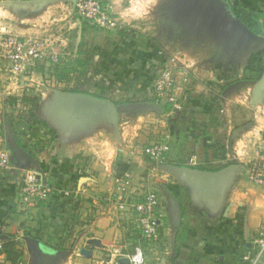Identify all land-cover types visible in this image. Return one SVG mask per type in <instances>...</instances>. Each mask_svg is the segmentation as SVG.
Listing matches in <instances>:
<instances>
[{"label": "crops", "instance_id": "crops-1", "mask_svg": "<svg viewBox=\"0 0 264 264\" xmlns=\"http://www.w3.org/2000/svg\"><path fill=\"white\" fill-rule=\"evenodd\" d=\"M229 1L231 5L238 4L264 14V0ZM76 23L77 40L73 55L81 57L87 50L79 49V45L89 37L93 26L86 20L78 19ZM3 28L11 31L10 26L0 29ZM17 33L24 36L31 30L28 28ZM175 35L178 33L173 37ZM67 39H62V43ZM203 39L208 41L205 59L192 62L186 97H179L181 105L174 109L166 103H157L153 95V67L159 64L156 54L152 57L147 48H141L134 40L128 42V39L124 42L126 46H116L103 52V62L109 61L107 68L111 76L123 82H113L112 85L108 80L110 87L101 90L92 84L90 87L89 84H76L74 88L78 92L92 93L115 104L134 103L138 99L162 107L160 112H150L151 108L126 109L119 114V119L125 117L127 121L119 120L115 137L113 123L108 118L68 123L60 116L59 94L64 91L66 82L50 75L52 64L47 57L37 64L33 77L27 83L33 95L39 93L36 110H32L27 99L5 97V78L3 80L1 76L2 72L9 73V61L0 57V139L9 154L8 167L0 171V264H44L31 250L26 237L41 241L53 251H63L57 264H71L72 260L80 264L94 261L95 255H91L92 258H73L75 252L65 250L75 237L85 240L98 238L104 246V231L98 227L97 214L101 203L116 198L113 179L125 171L131 175L130 202L139 200L146 191H156L157 185L161 188L164 183L172 187L180 200L183 213L175 239L170 241L173 252L171 264H264V254L254 262L256 248L253 245L259 227L264 224V186L251 184L243 172L254 145L264 144V94H254L253 83L237 88L239 93H233V90L223 94L228 85L224 79L232 77L235 70L222 69L218 63L223 64L224 61L217 59L221 55L216 50L217 42L213 38ZM199 40L193 41L190 47L193 57L198 52L203 53L201 47L204 43ZM62 43L59 45L60 61L64 55H69L66 43ZM254 51L255 48L248 50ZM249 68L241 66L237 69V80L248 71L253 73L249 80L256 79L257 69ZM242 87L244 91H241ZM73 89L69 92H74ZM30 111L35 112L34 118L29 117ZM134 112L139 114L130 116ZM162 116H165L164 121ZM243 126L247 127L233 135L235 129ZM11 135L31 158H24L15 150ZM159 141L168 144V151L162 163L155 166L141 151ZM244 146L247 157L241 156ZM192 155L196 160L189 165L188 159ZM166 164L213 168L240 164L241 169L233 172L222 203L223 210L208 214L201 209L199 213L194 210L193 206L197 207L191 200L188 187L170 170L160 167ZM29 172L40 176L50 187L47 200L31 205L23 201L20 188L24 175ZM177 188L186 193L187 200H191L189 209L193 208L192 211L187 213L189 209L174 190ZM160 202L159 238L163 242L165 235L171 238L172 230L167 204ZM227 206L228 214L224 216ZM122 211L125 214L134 212L131 208ZM89 217L93 219L91 223L83 224ZM11 242L14 243L13 249L7 246ZM13 251L18 253L15 263L12 262ZM183 251L188 254L185 259L180 258ZM154 258L157 264H166L163 256ZM152 261L145 256V264Z\"/></svg>", "mask_w": 264, "mask_h": 264}, {"label": "rangeland", "instance_id": "rangeland-1", "mask_svg": "<svg viewBox=\"0 0 264 264\" xmlns=\"http://www.w3.org/2000/svg\"><path fill=\"white\" fill-rule=\"evenodd\" d=\"M31 1L32 0H0V28L5 25L11 27L10 32L6 31L5 28H3V30L0 29V32L12 34L18 38L29 36L44 37L51 35V40H56L59 44L62 43V39L64 40L65 37L68 38L62 44L66 43L65 46L67 47L66 50L69 52V55H64V58L62 57L63 61H61L63 65H61V61L58 64H52L49 71L50 75H53V78L56 80H62L66 82V85L63 86L64 91H61L62 93L69 92L71 89L76 87V84L82 86L89 84V87L91 86L90 84H92L96 88L99 87L97 90H101L102 88L109 86V83L107 82L108 80H110L112 85L113 82H119L120 80L118 81L115 76H111L112 73L111 71H108L107 68V66H109V61L103 62L105 61V57H103L102 54L104 51L113 49L116 46H126L124 42L127 39L128 42L136 41L138 45L140 44L139 46H141V48H147L152 57L156 54L158 61L157 63L159 64L153 67L154 76L158 74L160 68L164 64V61H166L171 55H176L180 61L184 62L191 68L192 64H194L192 63L193 61L196 62L200 59L204 60V56L207 54L205 50L207 44H203L201 47V51L203 53L200 52V54L198 52L196 53L197 56L194 55L195 57H193V53L190 50L192 45L190 44L191 42L176 41V39L173 37L175 30L172 28L169 21L171 14H175L177 11V9H175V0H154L155 7L152 11L151 18L145 21L133 22L131 24L125 23L117 16L116 10L114 8L117 0H100V3L103 6H108V11L117 20V25L113 29H107L96 25H90L86 21L90 26H93V30L90 32V38L88 37L84 39V43L81 46L79 45V49L83 50V48H85V50H87V52L81 57H76L73 55L77 40L76 31L78 29V23H76V21L78 19L85 20L82 19L77 13L75 4L79 0H41L35 3ZM28 28H30L31 33L25 34L24 36H21L19 33H17ZM69 30H71V33H68ZM93 55L96 56L94 57ZM76 60L78 61L76 62ZM218 64L220 67H222V69L230 68V70L233 72L235 70L232 77L224 79V82L226 81L227 84L238 81L237 73L239 70L237 69H239L241 66H243V68L248 66V68L250 67L251 69H257L256 79L253 77L255 79L253 80L256 81L258 79L257 75L260 73L262 74L264 71V45L260 46L253 53L248 52V49H245L238 57L237 61H234L233 63L225 61L223 64ZM218 74L221 73L218 72ZM251 74L253 73L248 71L246 76H250ZM2 75L3 76L1 77L3 80L5 78V97H18L21 99L30 98L29 93L31 92L27 83L28 80L33 77V75L28 76L26 74H21L18 76V80L12 84H10L8 81L10 73L2 72ZM244 79L246 78H240V80ZM120 82L123 81L121 80ZM242 88L243 89L241 91H244L245 88ZM41 91L42 90H37L36 92ZM239 91V89H236L233 91V93H239ZM260 92L264 94V88ZM140 101L143 102L142 100L137 99V102L134 103H139ZM23 104L21 103L22 106ZM19 108H21L20 104ZM125 111L126 109H120L119 114L124 113ZM149 111L154 112L155 109H150ZM130 114V116L133 114L132 117H134L139 113L134 112ZM124 119L125 117H122L119 120L127 121V119ZM162 119L164 121L165 116H162ZM248 121L249 120L246 122ZM115 135L116 133L114 134V137ZM162 185L174 193L170 185L167 183ZM157 187L158 189L153 192L158 195L160 201L162 200L164 205L167 204L165 193L160 190L161 188L159 185H157ZM178 188L174 189L177 191L176 194L181 196L184 206L186 209H189L192 207V205H190L191 200H187L188 197L186 193ZM101 205L102 206L99 207V212L97 215L99 217L98 227L104 231L102 235L104 246L92 247V255H95L93 259L94 261H85L83 264H120L118 259L127 257V255L133 252L136 246H140L142 248L144 258L147 256L149 259L153 260L151 264L158 263V261H156L154 258L156 255L163 256L166 259V264L172 263L171 259H173V252L170 250L171 238L169 236L166 237L165 235L162 238L163 242L159 237L154 242L144 240L136 228V216L134 212L130 211L126 212L125 214L124 211L119 209V204L116 201V198L110 199L108 202H103ZM193 208L194 210L197 209L196 212H200L199 208H195L194 206ZM191 209L187 210V213ZM92 220L93 219H90L89 217L83 222V224L88 225ZM107 231H109L108 236ZM86 240L84 238H73L72 242L69 241V243L71 242V245L69 244L65 251L73 250L75 252L73 258L82 256L80 254V249L86 243ZM144 246L148 247V249H145ZM159 249H161V252L156 253V251ZM163 249L164 252L162 251ZM187 255L188 254L184 251L180 252L181 259L187 258ZM71 264H80V262L74 263V260H72Z\"/></svg>", "mask_w": 264, "mask_h": 264}, {"label": "water", "instance_id": "water-1", "mask_svg": "<svg viewBox=\"0 0 264 264\" xmlns=\"http://www.w3.org/2000/svg\"><path fill=\"white\" fill-rule=\"evenodd\" d=\"M38 1L41 0H32L31 2ZM175 3L176 7H174L177 11L175 14H171L169 23L174 28V33H178V36L175 35L174 37L176 41H189L192 44L193 41L200 39L199 41L202 43L208 44L207 39H201L208 37L212 40L213 38L218 45L217 52L221 53L217 59L229 63L237 61L245 49H258L264 45V36L254 33L242 23L233 12L229 0H175ZM249 83L254 84V94L260 92L264 88V71L256 81L244 79L228 84L223 94ZM59 97V113L65 121L76 123L78 120L108 118L113 123L116 135L118 134L120 109L151 108L160 112L162 108L160 104L149 102L116 105L107 98L84 92H61ZM246 127L235 129L233 135ZM11 139L15 150L22 157L31 158L13 135H11ZM160 167L168 169L178 176L188 187L191 200L195 206L208 214H213L214 210L222 209V203L232 180L233 172L241 169L240 164H227L217 170L176 164L160 165ZM243 172H245L244 169ZM161 190L167 198V209L172 230L171 241L173 242L181 224L183 209L180 200L173 192L165 186H162ZM228 210L229 206L225 208L224 216H227ZM26 240L31 250L44 261V264H57L61 261L60 256L64 254L63 251H53L34 238L26 237ZM92 247H103V244L98 238H88L80 249V254L91 257ZM118 262L129 264V258H119Z\"/></svg>", "mask_w": 264, "mask_h": 264}, {"label": "built area", "instance_id": "built-area-1", "mask_svg": "<svg viewBox=\"0 0 264 264\" xmlns=\"http://www.w3.org/2000/svg\"><path fill=\"white\" fill-rule=\"evenodd\" d=\"M78 15L85 19L90 25L101 28L113 29L117 25V20L108 11L107 6H103L100 0H79L75 4ZM60 44L56 40H51L50 36L44 37H23L18 38L12 34L0 32V57L9 61V83L17 81L21 74L33 75L37 64L46 57L51 64H58L61 59ZM190 83V67L176 55H171L158 74L154 77L152 91L157 103H166L172 109L180 107L179 97H186V87ZM33 93H29V96ZM33 99V97H31ZM30 98V100H32ZM264 137V133L262 134ZM241 156L247 157L246 147L242 148ZM168 151L166 142H154L142 149L141 153L148 156L157 166L164 160V155ZM196 156L192 155L188 159V164L192 165ZM9 165V154L2 146L0 139V171ZM245 173L248 182L257 186H264V144H255L252 154L248 156L245 165ZM116 185L115 195L119 204V209H133L136 215V228L140 236L147 241L154 242L159 237L160 219L162 214L158 210L161 205L158 195L153 191L142 193L137 201L130 202L128 189L131 186V175L128 171L116 174L114 177ZM23 201L28 204H37L47 200L50 187L43 179L35 173L29 172L24 175L20 188ZM256 248L254 262L264 254V224L253 239ZM2 244L0 242V249ZM129 264H143L144 253L140 246H136L133 252L127 255Z\"/></svg>", "mask_w": 264, "mask_h": 264}, {"label": "trees", "instance_id": "trees-1", "mask_svg": "<svg viewBox=\"0 0 264 264\" xmlns=\"http://www.w3.org/2000/svg\"><path fill=\"white\" fill-rule=\"evenodd\" d=\"M231 8H232L233 12L235 13V15H237L238 18L242 21V23H244L250 30H252L256 34L264 36V14L263 13L251 11L249 9L241 7L238 4L237 5H231ZM260 75H261V73L257 75V78H259ZM250 76L245 75L243 77H245L246 79H250V78H252ZM73 91L78 92V89L74 88ZM32 96H33V99L31 98ZM30 98L32 100H30ZM30 98L29 99L24 98V99L25 100L27 99L26 102L30 104V106L32 107V110H36L37 104L39 101V95L38 94H34V95L31 94ZM123 103L124 102H118L116 104L118 105V104H123ZM34 116H35V112L30 111L29 117L34 118ZM191 167L200 168V169L217 170V169L221 168L222 166L217 167V168H213V167L211 168L210 166H204V165L191 166ZM7 246H8V248L13 249L14 243L13 242L8 243ZM17 258H18V253L16 251H13L12 262L15 263Z\"/></svg>", "mask_w": 264, "mask_h": 264}, {"label": "clouds", "instance_id": "clouds-1", "mask_svg": "<svg viewBox=\"0 0 264 264\" xmlns=\"http://www.w3.org/2000/svg\"><path fill=\"white\" fill-rule=\"evenodd\" d=\"M154 7V0H117L114 5L117 16L129 24L150 19Z\"/></svg>", "mask_w": 264, "mask_h": 264}]
</instances>
